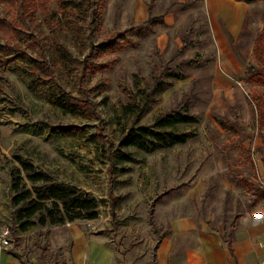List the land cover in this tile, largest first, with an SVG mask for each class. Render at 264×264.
<instances>
[{
	"label": "rangeland",
	"instance_id": "rangeland-1",
	"mask_svg": "<svg viewBox=\"0 0 264 264\" xmlns=\"http://www.w3.org/2000/svg\"><path fill=\"white\" fill-rule=\"evenodd\" d=\"M98 1L97 43L135 29L124 48L92 60L81 82L77 64L86 45L80 23L74 12L60 17L53 0L48 15L36 8L30 23L53 60L52 81L39 86V71L15 53L0 67V234L8 231L0 257L10 264H97L109 249L121 264L135 252L142 255L133 256V264H152L168 213L225 232L239 214L264 206V102L260 117L252 99L253 90L263 98L264 87L245 72L258 65L253 42L264 30V0H234L244 4L235 34L207 0ZM154 17L161 19L142 25ZM20 43L35 57L34 47ZM55 47L68 52L67 60H58ZM158 80L161 89H155ZM59 90L84 96L91 117L51 105L48 94ZM174 110L197 118L179 127L193 134L184 144L120 147L130 128L152 126ZM66 126L74 132L59 135ZM17 157L52 181L79 188L96 202L97 217L21 231L10 190Z\"/></svg>",
	"mask_w": 264,
	"mask_h": 264
},
{
	"label": "trees",
	"instance_id": "trees-1",
	"mask_svg": "<svg viewBox=\"0 0 264 264\" xmlns=\"http://www.w3.org/2000/svg\"><path fill=\"white\" fill-rule=\"evenodd\" d=\"M50 0H0L4 13H0V31L6 36L7 42L0 44V67H3L7 57L14 54V59L27 63L30 67L39 71L42 78L39 86H47L53 75V60L47 58V53L41 38L32 31L30 23L36 8L48 15L47 3ZM57 6L60 17L66 18L70 12H74L79 29L85 38L86 53L78 61L77 71L80 73L78 82H81L84 74L92 65V60L107 54L115 53L124 48L126 35L135 28L130 27L122 31L113 32L109 37L97 43L95 41V30L100 20V3L98 0H53ZM148 11L150 9L148 8ZM161 17L150 18L143 22L159 21ZM15 40V43L9 41ZM20 41L29 47H34L35 57L30 56L22 50ZM58 60H67L68 52L61 51L55 47ZM253 54L258 65H247L245 72L249 74L251 82L264 87V30L256 35L253 42ZM5 59V60H4ZM77 73V74H78ZM76 74V78L77 75ZM163 75V74H162ZM161 75V76H162ZM171 76L172 74H166ZM32 79L30 82L35 83ZM37 83V82H36ZM158 80L155 89H161ZM81 96V97H80ZM74 97L58 91L48 94V101L54 107L63 112H71L90 118L92 105L80 95ZM252 99L260 117L263 114L260 94L252 92ZM197 123V118L186 111L174 110L155 119L152 126H137L130 128L127 134L120 140V147H136L146 151H154L160 148H170L174 145L184 144L190 139L192 132L180 131L181 125H192ZM229 130H233L232 127ZM74 132L71 126L62 127L59 135L68 136ZM122 157H126L122 154ZM17 166L10 170L11 204L15 209L14 218L21 231L35 224H61L65 221L76 219L91 220L97 217V204L94 200L86 198L82 191L73 185L64 186L52 181L48 175L37 171L28 161L16 158ZM23 174V175H22Z\"/></svg>",
	"mask_w": 264,
	"mask_h": 264
},
{
	"label": "crops",
	"instance_id": "crops-1",
	"mask_svg": "<svg viewBox=\"0 0 264 264\" xmlns=\"http://www.w3.org/2000/svg\"><path fill=\"white\" fill-rule=\"evenodd\" d=\"M223 13L231 34L239 31L243 3L234 0H207ZM151 214V212H150ZM157 240L152 264H264V206H254L239 214L227 231L208 227L203 221L172 217ZM151 225H153L151 223ZM97 264H121L113 249ZM126 263L133 264V256ZM0 264H10L0 257ZM136 264H146L140 260Z\"/></svg>",
	"mask_w": 264,
	"mask_h": 264
},
{
	"label": "built area",
	"instance_id": "built-area-1",
	"mask_svg": "<svg viewBox=\"0 0 264 264\" xmlns=\"http://www.w3.org/2000/svg\"><path fill=\"white\" fill-rule=\"evenodd\" d=\"M7 233H8V231L7 230H4L3 232H1V234H0V241H1V243H3V244H6V240H5V236L7 235Z\"/></svg>",
	"mask_w": 264,
	"mask_h": 264
}]
</instances>
